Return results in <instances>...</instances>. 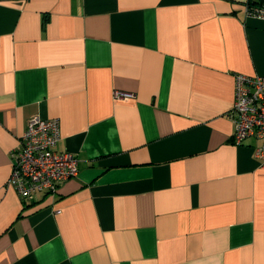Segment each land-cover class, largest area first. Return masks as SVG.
Instances as JSON below:
<instances>
[{
    "label": "crops",
    "instance_id": "1",
    "mask_svg": "<svg viewBox=\"0 0 264 264\" xmlns=\"http://www.w3.org/2000/svg\"><path fill=\"white\" fill-rule=\"evenodd\" d=\"M247 1L0 0V264H264L259 140L230 114L234 73L264 75ZM35 113L79 172L29 201L7 181Z\"/></svg>",
    "mask_w": 264,
    "mask_h": 264
},
{
    "label": "built area",
    "instance_id": "2",
    "mask_svg": "<svg viewBox=\"0 0 264 264\" xmlns=\"http://www.w3.org/2000/svg\"><path fill=\"white\" fill-rule=\"evenodd\" d=\"M246 14L264 19V0H248ZM234 76L232 140L240 145L251 137L257 138L254 153L264 165V75L235 72ZM114 97L127 100L134 94L115 90ZM60 138L59 118L37 113L29 117L19 144L11 150L12 170L7 181L20 197L36 201L41 193L55 194L63 182L78 174L79 159L72 151L57 149Z\"/></svg>",
    "mask_w": 264,
    "mask_h": 264
}]
</instances>
